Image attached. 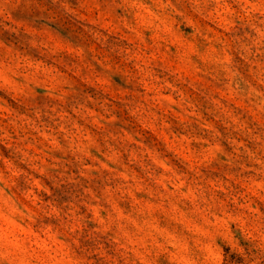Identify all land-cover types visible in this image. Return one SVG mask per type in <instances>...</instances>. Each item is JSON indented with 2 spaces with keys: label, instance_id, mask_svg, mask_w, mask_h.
I'll use <instances>...</instances> for the list:
<instances>
[{
  "label": "rangeland",
  "instance_id": "obj_1",
  "mask_svg": "<svg viewBox=\"0 0 264 264\" xmlns=\"http://www.w3.org/2000/svg\"><path fill=\"white\" fill-rule=\"evenodd\" d=\"M0 264H264V0H0Z\"/></svg>",
  "mask_w": 264,
  "mask_h": 264
}]
</instances>
